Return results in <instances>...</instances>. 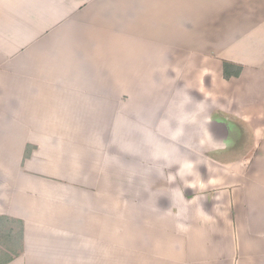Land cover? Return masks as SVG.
<instances>
[{"label": "crops", "instance_id": "crops-1", "mask_svg": "<svg viewBox=\"0 0 264 264\" xmlns=\"http://www.w3.org/2000/svg\"><path fill=\"white\" fill-rule=\"evenodd\" d=\"M15 1L16 8L24 7L25 0ZM31 2L30 10L43 7L40 14L61 12L71 3ZM76 16L72 26L55 28L45 38L50 46L35 42L15 51L34 36L30 29L10 38L17 43L11 53L0 49V232L13 233L16 249L6 248L0 264H264V110L251 105L260 98L242 101L254 96L252 88L240 90V107L239 100L227 101L233 114L214 110L199 121L220 122V138L235 124V135L230 132L220 144L207 135L210 156L177 143L184 154L175 164L177 187L164 173V194L152 198L147 189L153 187L127 165L106 166L100 153L84 149L89 132L79 123H104L113 108L106 106L116 105L100 91L105 83L116 88V74L148 72L158 60L183 68L192 56L217 54L218 94L229 95L232 82L245 74L263 79L264 0H89ZM8 24L0 14V26ZM98 59L113 62V68L106 63L100 68ZM224 61L230 62L229 78ZM203 88L208 93L213 87ZM55 90L62 98H53ZM40 104L48 106L43 113ZM55 109L61 113H52ZM248 129L258 145L247 156L224 160L233 145L244 143ZM194 168L200 177L191 175Z\"/></svg>", "mask_w": 264, "mask_h": 264}, {"label": "rangeland", "instance_id": "rangeland-1", "mask_svg": "<svg viewBox=\"0 0 264 264\" xmlns=\"http://www.w3.org/2000/svg\"><path fill=\"white\" fill-rule=\"evenodd\" d=\"M31 1L32 0H25V4H23L24 7L22 6V8H16L17 5L15 0H10L7 3H0V14H2L5 20L9 21L8 25L0 26V35L2 34L6 40L7 37H9V41L4 40L5 42L0 38V49H9L10 51L8 52L11 53L13 47L17 46V43H13L10 38L13 36L15 37L18 32L27 33V30L30 32V29L34 36L30 38L29 43L28 41L18 43L19 46L17 47L19 48H15V51L17 49L28 48L31 45L33 47V43L35 42H41L42 46L44 45L45 47L50 46L51 41L45 38H47V36L49 37V34H51L55 28H63L66 25L72 26V23L77 21V19H74L78 18L76 14H81V10H83L89 2V0H70V5L67 4L68 8L61 10L62 13L55 11L56 13L50 14L48 11V13L40 14L42 11L44 12L43 7L41 6L39 8L41 12H39L37 6H35V9L30 10L29 6L33 3ZM17 10L20 11L17 12ZM48 18L55 23L52 24V22L49 21L50 25L45 26L43 22ZM17 21H19L18 26H16ZM79 22H82L81 17L79 18ZM173 25L174 22L170 24V27ZM97 27L96 24L93 25L92 28L96 29ZM34 29H36L35 32H33ZM77 36H80V38H77L81 39V33H78ZM175 38V36L171 37V41L175 42ZM47 42H50L49 45ZM41 44L39 47L42 50L44 46L41 47ZM156 44L159 50H164V45L161 46L159 43ZM173 48L175 49V47ZM194 54L195 53H192L191 55ZM202 55L203 56H192L188 61L185 58L186 60L183 68H180V66H183L181 63L175 61H171L170 65L167 67L164 60H158L157 66L154 64L148 72H145V70L141 68V70H137L135 73L120 74L119 76L118 74L114 76V74V80L117 84L116 86L113 85V87L116 88H112L105 83L106 86L104 90L100 89V91L105 93L106 97L109 96L113 98L112 100H114L116 104L114 106H106V108H113L112 111H106L104 114L106 118L104 123L100 124V126L91 127L94 123L92 120L84 119V122H79L85 124L84 131L89 132V136H87L88 139H84L83 142L86 144L88 141L84 149L88 147V150H90V152L92 151V154L100 153L106 166L108 164H114L113 166H116L117 163L127 165L132 173L135 172L138 177H141L139 179L141 182H147L149 186L153 187V189H147V192H150L148 198L164 194V189L166 188V186H164V173L168 176V180L172 185L171 187H177L176 180L174 179L176 172L175 164L181 162L184 156L183 152L181 153L178 151L177 143L186 142L188 145H194L198 150H201L200 153L202 155H204V153H209L207 150L209 148V150L213 152V147H209V143L206 140L207 138L204 136V129L199 123L202 118L209 114H214V110L221 113L224 111L225 113L228 112V114H233V111L230 110V106L225 104H227V101L228 104H230L232 100H239L237 96H242V94L239 95L240 90H245L247 87L253 89L255 92L254 96L251 97L249 95L248 97H244L242 101L247 100V98H260V103L263 101L262 105L259 102L258 105L257 103L251 105L253 107H258L261 112L264 110V78L256 79L254 75L246 76L245 74L240 81L235 80L232 82L234 86H230L229 95H226V93L222 91L218 94L214 89V87L221 89L220 77L218 76V68L216 66V57L218 55L216 54L217 56L215 55L212 58L205 57L209 55L204 53ZM71 59L80 61L82 58L73 57ZM97 62L100 68L105 63L106 65L111 64L110 68H113L114 65L112 64L113 62L107 60L102 61L98 59ZM74 63L77 62L75 61ZM83 63H85V61ZM78 64L82 65L80 63H77V65ZM178 69H180V71H177ZM260 77H262V75ZM56 80L57 82H63L64 78L57 77ZM106 82H108V80H106ZM39 83L41 85V82ZM204 86L213 87L210 88V92H216L217 94L210 95L209 91L207 93L208 88L205 89L203 88ZM196 90H200L201 93H197ZM42 92H44V89H41L40 93ZM54 93L55 95H52L53 98H62V91L55 90ZM233 95L236 97L232 98ZM240 100L239 103H236L239 107L241 106ZM244 104H246V102H244ZM34 107L40 112L36 105L33 106V110H35ZM47 107L46 104H40L41 112H45ZM52 113L58 115L61 113V110L55 109L52 110ZM84 117L87 116L82 115V118ZM227 117L232 118L230 115ZM237 121L243 129L246 128L247 123L245 121ZM73 123L78 124L76 121H73L72 125ZM83 124L80 126L78 125L79 128H83ZM246 133L248 134L245 137L246 139H243L244 143L233 145V152L224 156V160L230 161L234 156H247L250 154V151L254 150L258 145L256 138L254 135L252 137L251 129H248ZM218 144H220V140H218ZM93 147L94 150L91 149ZM220 154L222 153L218 152L217 155L222 157ZM206 156L210 155L206 154ZM211 157L213 156L211 155ZM191 158H193V156H190L185 161H189ZM112 162L113 164H111ZM139 165L149 168V173L140 172L138 170L141 169ZM192 170L190 171V173H192L191 175L197 177L201 176L199 170L196 168ZM158 177L160 179H158ZM11 236H13L11 231L8 232L3 229V231L0 232V255L1 253L3 255L0 256L1 258H4L6 248L8 251L11 250V252L16 251V249L12 247L13 242ZM131 260L132 259H130V261Z\"/></svg>", "mask_w": 264, "mask_h": 264}, {"label": "water", "instance_id": "water-1", "mask_svg": "<svg viewBox=\"0 0 264 264\" xmlns=\"http://www.w3.org/2000/svg\"><path fill=\"white\" fill-rule=\"evenodd\" d=\"M217 122H219V121H217ZM217 124H218V126L215 125V120L213 122H211V120L207 121V123H205L204 125L201 124L202 128L206 131V133H204L206 138H207V135H208L212 140H221L222 139V142L223 141L226 142L228 140L229 136H230L229 135L230 132L232 133V135L233 134L235 135V133H234L235 124H233L234 126L232 125V126H229V128H227V129H230V131H226L225 130V133H224L223 137L220 138L221 136H219L218 133H222V131H224V129L223 128L221 129L220 122L217 123Z\"/></svg>", "mask_w": 264, "mask_h": 264}, {"label": "trees", "instance_id": "trees-1", "mask_svg": "<svg viewBox=\"0 0 264 264\" xmlns=\"http://www.w3.org/2000/svg\"><path fill=\"white\" fill-rule=\"evenodd\" d=\"M230 62H228V61H224V74H225V77H227V78H229L230 76H232L231 74L232 73H230L229 71H228V64H229ZM241 68V66H239V69ZM233 75H235V76H238V75H240V70H238V71H235V73L233 74ZM30 154V150H29V146H28V148H27V150H26V156H28ZM12 237V236H11ZM21 238H22V234H19V239L21 240ZM20 244V243H19Z\"/></svg>", "mask_w": 264, "mask_h": 264}]
</instances>
